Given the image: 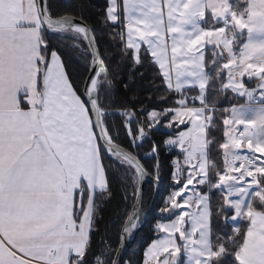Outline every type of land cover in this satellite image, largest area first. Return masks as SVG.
Listing matches in <instances>:
<instances>
[{"label": "snow or ice", "instance_id": "6c2138e0", "mask_svg": "<svg viewBox=\"0 0 264 264\" xmlns=\"http://www.w3.org/2000/svg\"><path fill=\"white\" fill-rule=\"evenodd\" d=\"M13 2L15 0H0V7ZM20 2L22 18L7 20L0 12V264H106V261L107 264H124L120 256L112 258L111 245H107L101 255L93 251L92 241L97 219L96 197L111 198L103 153L114 155L121 164L132 161V153L114 142L106 120L109 113L97 111L104 108L101 92L109 73L105 56L87 24L77 23L67 16L53 19L43 0ZM129 3L135 9L136 0H110L105 20L113 27L122 28V51L127 55L131 52L135 65L141 64L142 48L147 60L158 65L166 85V94L160 101L178 97L174 109L157 110L153 106L151 110L144 107L131 110V115L122 120L131 145L135 139L131 125L139 111L148 121L147 130L136 121L140 141L153 130H167L160 143L165 149L178 150V155H172L176 159L171 171L184 158L193 135L199 136L196 130L201 127L207 154L216 143V98L231 92L245 102L220 110L223 115L219 119L225 127L226 139L234 140L235 151H242L245 143L251 149L253 140L245 141L239 126H243L242 129L252 126L249 137L257 138L256 159L261 163H249L253 169L259 167L264 171V142L258 140L264 130V54L252 51L256 47L264 50V26L238 37L236 31L239 30L229 32L228 22L219 23V18L214 16L209 20L210 13L206 12L201 23L196 24L202 34L191 36L186 42L180 40L178 44L166 38L167 46L157 52L151 38L158 32L147 20L137 23L136 17H132L130 23ZM53 29L70 32L76 41L72 51L85 59L91 58V71L85 68L87 75H81L79 82L67 71L62 58L64 53L45 37V32ZM137 29L150 35L140 40V36L135 35ZM217 31L225 35L213 42ZM174 35L179 37V33ZM129 40L138 41V47H130ZM207 50L214 52L211 60L204 55ZM186 53L193 57L202 55V59H187ZM233 69L239 71V82L235 80ZM184 75L192 80L181 84ZM244 77L258 79L257 88L246 87ZM108 84L111 85L110 79ZM194 91L195 95H189ZM197 102L199 107H196ZM253 107V119L245 120V111ZM114 114L124 117L123 110ZM152 145L155 151L151 155L155 156L159 144L153 141ZM181 168L187 173V179L173 175V183L177 188L187 183V189L179 195L173 192L167 198L164 206L168 208L169 219L156 223L157 234L139 264H189L192 259L188 254L189 244L197 242L196 237L205 226L201 223L199 227H192L191 199L198 200L196 211L199 213L206 204L211 208L213 196L216 211L207 217L209 233L217 224H231V233L227 234V229L223 237L216 233L212 239L227 242L217 247L205 241L210 252L203 253L196 264H264V259L258 262L242 257L244 239L228 247L240 236L241 221H246L245 236L253 235L252 243L264 240V199H261L264 198V176H253L250 171L247 177L237 178L243 165L219 170L214 176L199 164H182ZM233 172L237 175H232ZM245 181L247 186L230 187L232 182L243 184ZM193 191L196 196L192 195ZM234 197L240 198L235 200ZM255 199L259 203H254ZM169 204L175 206L169 207ZM138 227V220L131 227H123L118 245L128 240ZM260 254L264 256V248Z\"/></svg>", "mask_w": 264, "mask_h": 264}, {"label": "trees", "instance_id": "16d2710c", "mask_svg": "<svg viewBox=\"0 0 264 264\" xmlns=\"http://www.w3.org/2000/svg\"><path fill=\"white\" fill-rule=\"evenodd\" d=\"M228 2L230 4L229 10L233 14L240 16H246L248 14L249 8L246 0H229ZM108 3H110V0H47L48 10L51 16H76L86 21L92 28V32L96 38V44H98L100 52L104 54L107 70H109L108 76L104 80L103 91L101 92L104 108L100 110L109 113L106 120L111 128L112 136L115 141L138 155L151 175H154V177L161 182V192L159 197H157L155 207L143 228L134 235L133 244L125 259V264L129 262H131V264H139L143 252L157 234L154 231L156 223L168 221L169 219L167 214L161 209H163L166 203V198H168L169 195L173 193V189L176 188L173 183V175L176 176V170L174 169L171 171L172 164L170 161H172L174 158L173 156L178 155V153L176 151L169 152L165 149L164 145L160 143L161 136L166 134L167 130H153L149 137H145L139 143L135 142L134 139V144L131 145V137L125 130L122 120L131 115V110L133 108L139 109L140 107H144L145 109H150L155 106L157 110L166 107L174 109V101L178 97L173 96L172 99L160 101V97L166 94V85L163 83L162 77L159 74L158 65H155L153 61L150 59L147 60L145 57L147 53H145L144 48L141 49V64L139 66L133 63L131 52L127 55L122 51L123 44L120 41V33L123 31L122 28L113 27L111 22L106 21L104 18L106 5ZM211 18L212 16L210 15L209 20H211ZM219 23H224V20L219 21ZM228 28L229 32L239 30L236 31L238 37L244 36L246 33L245 30L237 29L234 25L228 24ZM45 37L50 41V44L55 45L60 52L64 53L62 58L66 61L67 71L71 73L72 79L79 82L81 75H87L85 68H88L90 71L92 64L91 58L89 56L85 59L78 53L72 51L76 43L72 34L53 29L46 31ZM125 50L128 51V49ZM205 54L207 58L211 60L214 52L212 50H207ZM217 59H219V56H217ZM109 79L111 80V85L108 84ZM82 90L83 87L81 86V91ZM195 94V91L189 93V95ZM209 95L211 96V93ZM242 102H244V98H236L231 92L221 94L216 98V143L208 152L209 160L211 161L208 172L213 176L217 171L225 169L222 148L225 140V127L222 124V120L219 119V117L223 115L220 110L228 108L234 103ZM198 105L197 102L196 106ZM122 110L124 111V117H120L118 114L113 115V113H118ZM136 121L143 124L145 130H147L148 127L147 119L142 117L139 111H137L136 120L133 121L131 125V135L134 138L138 134V124ZM153 141H157L159 144L158 154L155 156L151 155V152L155 151L152 145ZM103 162L108 170L111 198L101 199L99 195L96 197L98 208L97 219L95 220L96 228L93 230L92 235L93 251L104 255L106 246L111 245L113 247L112 258L115 259L120 246L118 244L120 242L121 229L124 227V223L136 203L139 190L138 186H140L139 175H137L138 173L131 164H128V162L121 164V162L110 153H103ZM145 187L143 205L137 218L138 221L141 220L140 225H142L150 213L156 192V182L149 180ZM212 199L213 204L209 209H211V214L214 215L216 211L215 196H213ZM254 203H259V200L255 199ZM221 215H224V213L221 212ZM229 215H231V213H229ZM247 227L246 221L240 222V236L236 237L232 244H228V247H234L241 239H246L245 229ZM225 229H227V234H230L231 224H217L216 227L211 230V236L215 237L216 233H220L223 237L226 234ZM221 243L227 242L212 239L211 245L217 247ZM108 256L110 258L111 253H109ZM101 258L103 259L104 257Z\"/></svg>", "mask_w": 264, "mask_h": 264}, {"label": "crops", "instance_id": "0c3cea01", "mask_svg": "<svg viewBox=\"0 0 264 264\" xmlns=\"http://www.w3.org/2000/svg\"><path fill=\"white\" fill-rule=\"evenodd\" d=\"M228 1L229 0H136L135 9H132V5L130 3L128 4V7L130 9L129 22L132 23V17H136L137 23L143 20H147L148 22H150L151 27L158 32V35L153 36L151 39H155L154 37H156L157 39H159V41H164L166 40V38L170 39V35H174L176 33H179V37H183L184 41H187V39L191 36L202 34L200 29L196 28V24L201 23V17L206 12H209L212 17L214 16L219 18V21L224 20V22H228L229 25L234 24L237 29L245 30L246 33L244 36H246L248 32L254 31L258 26H264V0H246L248 2L249 8V12H247L248 14L246 16L236 15L232 12L228 14L230 5ZM0 12L3 13L7 20L22 18V5L20 0H15V2L13 3L3 4V6L0 7ZM230 16L232 19V24L230 23ZM147 27L148 24L146 23L145 28ZM135 35H139L140 40H143L146 35L150 34L147 32L140 33L139 29H137ZM223 35H225L223 31H217V33L212 37V41H218L219 38ZM174 37H176V35H174ZM255 38L260 39L262 37ZM128 44L130 45V47L135 48L138 47L139 42L136 40H129ZM252 51L261 52V54H264V50H261L259 47L253 48ZM177 54L179 55L178 52ZM186 58L190 60H200L202 59V55L193 57L192 55L186 53ZM225 59H227V57H225ZM232 72L236 82H239V71L237 69H233ZM189 80H192V78L184 75L180 83L183 84L185 81ZM244 82L246 84V87H248L249 89L257 88L259 83L258 79H249L248 77H244ZM244 102L234 103L232 105H239L243 104ZM254 115L255 108H249L245 111L244 119L251 120L253 119ZM239 127L241 128V131L244 133V135L247 136L245 138V141H247L249 138L253 140V147L250 150L255 151L257 138L249 137V132L253 130V127L246 126L244 129H242L243 126ZM196 131L199 133V136H196L194 134L191 145H189L194 151L197 150L196 148H198L199 140L203 137L201 135H204L203 129H197ZM258 140L264 142V130H261V132L259 133ZM233 141L234 140L231 137H228L226 139L225 133V140L223 142V145L227 144L229 148L231 146V142ZM244 146L247 147V143H245ZM232 147L234 149L236 148L235 142L233 143ZM232 147L231 149H233ZM261 176H264V174H262ZM249 237L250 235L246 236L242 257L254 259L259 262L261 259H264V256H262L261 254L255 257L252 255V253H250L246 256ZM258 241H262V243H264V240L258 239ZM262 248L260 247L258 249L261 250Z\"/></svg>", "mask_w": 264, "mask_h": 264}, {"label": "rangeland", "instance_id": "374dc122", "mask_svg": "<svg viewBox=\"0 0 264 264\" xmlns=\"http://www.w3.org/2000/svg\"><path fill=\"white\" fill-rule=\"evenodd\" d=\"M228 12H229L228 14L231 13L230 10H228ZM230 23L232 24L231 16H230ZM232 25H234V24H232ZM233 31H235V30H233ZM154 38L155 39H152V45L155 46L157 52H159L161 49H163L167 46L166 40H164L165 41V43H164V41H159V39H157L156 37H154ZM170 40L173 44H178L180 42V40H183V37H177V36L174 37V35H170ZM196 107H199V105ZM187 111L188 110L185 109V112H187ZM182 119H183V116H181V120ZM199 129L202 130L203 128L201 127ZM201 136H203V137H202V139L199 140L198 148H196L197 150L194 151L189 146V150L186 152L184 158L182 160H180L179 163L176 165V168H175L176 173L175 174H176V177L178 179H181V180L187 179V173L181 168L182 164H199L201 169H205L207 172L209 171V165H210L211 161L209 160L208 153L207 154L204 153V143H205L204 142V135H201ZM244 137L246 138L247 136L244 135ZM135 142H138V143L140 142L139 133L135 137ZM233 143H234V141L231 142V146L229 148L228 147H226V148L222 147L223 148V160H224L225 168H228V167L233 168L235 163H243V164L249 163L247 158L250 154H251V156H253L252 158H254L255 163H257V164L261 163V161L256 159V152L254 150H250L249 148L243 146L242 151H235L234 148L232 147ZM189 145H191V141H190ZM231 147L233 149H231ZM257 155H259V154H257ZM131 165L134 167V165L132 163H131ZM240 165H242V164H240ZM244 167H245V169L250 168V170H248V171H251L253 176L260 177L262 174H264V171H262L259 167H256L253 169L250 164H248V167L247 166H244ZM135 170H136V168H135ZM136 172L138 173L137 170H136ZM192 174L195 175V173H192ZM139 184H140V175H139ZM242 186H247L246 181L243 184H237L235 182H232V184H230V187H232L233 189H239ZM185 189H187V183L184 184L183 188H177V186H176V188L173 189L174 190L173 192H175L176 195H179L180 192L184 191ZM192 195L196 196L197 193H195L193 191ZM239 198L240 197H234L235 200H239ZM190 199H191V197H190ZM261 199H264V198H261ZM165 202H167V198H166ZM191 203L193 205V207H192V220H193L192 227L193 228L199 227V225L201 223H203L205 225L204 228L201 229V233H199L196 237L197 242L195 244H191V243L189 244L190 251L188 254L191 255V257H192L189 264H196L197 260L202 259L203 253L210 252L209 246H208V244L205 243V241H209L212 244V236H211L212 233H209V229L207 228V217L209 214H211V209H209V206L206 204L204 206V208L201 210V212L198 213L196 211V206H197L198 200L197 199H191ZM173 206H175V205L169 204V207H173ZM245 206H247V205H245ZM161 210L164 211L165 214H167V212H168V208L165 206ZM250 210H252V209H250ZM181 219H183V217ZM140 222H141V220L138 221L139 225H140ZM135 231L131 234L129 239H131L133 237L132 235H134ZM252 240H253V235H250L249 242L247 243L248 248H247L246 256L248 254L252 253L253 256L257 257L260 254V250L258 248H260V247L264 248V243H262V241L261 242L258 241V239L255 241V243H252ZM244 246H245V244H244ZM243 250L244 249L241 248V250H240L241 255H242Z\"/></svg>", "mask_w": 264, "mask_h": 264}, {"label": "water", "instance_id": "95a60500", "mask_svg": "<svg viewBox=\"0 0 264 264\" xmlns=\"http://www.w3.org/2000/svg\"><path fill=\"white\" fill-rule=\"evenodd\" d=\"M43 3L45 4V5H47V0H43ZM50 14V13H49ZM51 15V14H50ZM72 17L73 18V20L75 21V22H77V23H82V24H87L88 25V27H89V29H90V34L93 36V38H94V40H95V43H97L96 42V38H95V36H94V33L92 32V28L90 27V25L86 22V21H84V20H82L81 18H79V17H76V16H72V15H65V16H61V17H53L52 16V18L53 19H60V18H62V17ZM97 46H98V44H96ZM99 48V47H98ZM90 71H91V68H90ZM97 111H101L100 109H97ZM115 143H117L119 146H120V148H122V149H124L125 151H130V149H128V148H126V147H124L123 145H121V144H119L118 142H116V141H114ZM131 153H132V161H131V163L134 165V167L136 168V170L138 171V175H140V186H138L139 187V190H138V194H137V198H136V203H135V205H134V207H133V210L132 211H130L131 213L129 214V216L127 217V224H125L124 225V227H131V225L134 223V222H136V220H137V218H138V216H139V214H140V211H141V208H142V205H143V201H144V196H145V190H146V185H147V183H148V181L149 180H153V181H155L156 182V192H155V196H154V200H153V203H152V207H151V210H150V213H149V215L147 216V218L145 219V221L142 223V225H140L137 229H136V231H135V233H134V235L135 234H137V232L140 230V229H142L143 228V226L145 225V223L148 221V218H149V216H150V214H151V212H152V210L154 209V207H155V204H156V202H157V197H159V195H160V192H161V187H160V185H161V182L158 180V179H156L155 177H154V175H151V173L148 171V169L145 167V165L142 163V160L140 159V157H138V155H136L133 151H130ZM134 235H132L133 236V238L132 239H128V240H126V241H124L120 246H119V248H121V251L119 252V251H117V254H116V256H115V259L117 258V256H120L121 258H122V260H123V262H124V264H125V259H126V257H127V253H128V251H129V249H130V247L132 246V244H133V241H134V238H135V236ZM121 237V236H120ZM118 248V249H119Z\"/></svg>", "mask_w": 264, "mask_h": 264}, {"label": "built area", "instance_id": "2783aa9c", "mask_svg": "<svg viewBox=\"0 0 264 264\" xmlns=\"http://www.w3.org/2000/svg\"><path fill=\"white\" fill-rule=\"evenodd\" d=\"M169 152H172V151H176L177 153H178V150L177 149H167ZM253 156H251V154L248 156V162H250V161H254V158H252ZM174 159H176V157H174L173 158V160ZM173 160L172 161H170V163L172 164L173 163ZM240 164H242L243 165V171L241 172V173H239V175L237 176V178H239V176H244V177H247L248 176V174H249V172L250 171H248V170H250V168H246L245 169V167L244 166H247L248 167V164H250V163H246V164H243V163H235L234 164V167L235 168H240L242 165H240ZM251 165V164H250ZM256 165H259V164H257L256 163ZM228 169L230 170L231 168L230 167H228ZM232 175L234 174V175H237L236 173H231ZM127 264H129V263H127Z\"/></svg>", "mask_w": 264, "mask_h": 264}]
</instances>
